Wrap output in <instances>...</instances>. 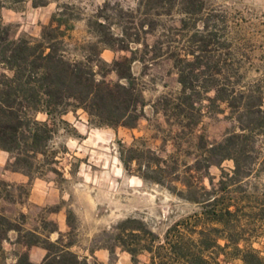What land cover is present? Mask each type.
<instances>
[{
  "label": "rangeland",
  "instance_id": "rangeland-1",
  "mask_svg": "<svg viewBox=\"0 0 264 264\" xmlns=\"http://www.w3.org/2000/svg\"><path fill=\"white\" fill-rule=\"evenodd\" d=\"M33 1L5 0L2 22L9 26L11 39H37L51 16L60 12L76 18L66 39L71 59L80 58L87 45L95 43L94 36L99 34L96 22L105 23L114 37L127 33L130 39L115 42L114 49L104 48L101 42L96 51H101L99 58L107 64L135 56L131 72L146 103L142 118L132 129L94 127L80 109L49 122L51 137L46 155L36 159L32 181L40 183L33 197L32 181H5L11 187L1 188L0 211L10 221L41 232L47 222L57 226L56 220H65L63 231L50 234L49 239L53 242L62 234L63 244L71 243V250L81 257L87 249L112 248L113 264H151L147 252H140L133 263L130 254L117 245L120 222H142L158 235L152 245L156 248L167 246L173 234L165 235L172 226L181 222L178 230L185 233V227L205 210L228 208L235 212L232 226L239 248H252L264 256V229L255 216L264 200V136L257 138L258 153L250 173L234 183L230 181L232 161L212 164L206 172L199 149L203 143L222 140L236 126L225 103L208 100L214 91L197 88L200 113L185 110L186 115L180 116L170 107L164 113V106L158 104V99L174 98L181 90L171 58L175 53L189 61L192 57L187 52H196L200 66L196 74L200 80H208V85L215 72L220 74L217 84L227 91L263 84L264 0H40L46 5L39 7H33ZM123 46L127 49L120 50ZM108 79L117 77L112 73ZM36 120L45 121L46 116L40 114ZM147 151L167 160L162 183L154 182V174L139 168L137 162L127 168L122 163L121 157H139ZM196 160L202 162L196 165ZM190 195L195 202L185 199ZM36 197L41 203L33 202ZM225 243L218 241L222 247ZM140 244H147V237ZM2 246L7 253L4 264H12L13 247L8 243ZM231 250L220 251L221 264H240L224 260Z\"/></svg>",
  "mask_w": 264,
  "mask_h": 264
},
{
  "label": "trees",
  "instance_id": "trees-1",
  "mask_svg": "<svg viewBox=\"0 0 264 264\" xmlns=\"http://www.w3.org/2000/svg\"><path fill=\"white\" fill-rule=\"evenodd\" d=\"M6 1L19 3L23 0ZM44 5L46 3L40 0L32 2L33 7ZM4 7L5 0H0V150L9 155L5 165L7 171L21 173L31 182L36 177L37 156L46 155L47 142L51 137L49 122L69 112L82 110L90 124L98 128L132 129L137 126L146 102L131 72L135 56L122 57L107 64L99 58L101 51H96L97 43L102 42L104 48L114 49V43L127 40L129 34L114 37L105 23L96 22L99 34L94 36L95 43L87 45L80 58L71 59L67 55L66 39L70 38L69 31L76 18L63 12L55 13L49 23L42 27L37 39L20 37L14 40L10 38L9 26L2 22ZM126 49L124 46L120 48ZM188 55L192 60L186 61L176 53L171 56L178 71L177 81L181 90L174 98L158 99V104L162 103L164 113L168 107L180 116L186 115L183 114L185 110L200 113L201 99L197 96L200 93L197 88L205 92L213 90L215 95L208 100L225 103L236 126L222 140L200 145L202 161H205L206 172L212 164L232 161L234 168L230 181L238 183L250 173L254 155L258 153L257 138L264 136V83L247 86L239 92L234 89L227 91L217 84V75L220 74L215 72L209 76L213 82L208 85V80H200L196 74L200 68L197 64L199 55L194 51L187 52ZM179 62L182 66H177ZM112 73L117 77L115 81L108 79ZM40 114L46 116L45 121L36 120ZM126 151L132 152L131 148ZM147 154L153 157L144 159ZM121 159L126 168L132 162H137L139 168L144 167L154 174L152 179L156 183H162L166 175L163 164L167 160L154 156L151 151L139 157L130 154ZM202 161L196 160L195 163L197 165ZM140 177L145 178L144 174H140ZM3 187L10 188L11 185L0 181V199L3 198ZM179 195L183 196L182 193ZM185 197L189 201H196L193 195ZM261 202L255 216L264 229V200ZM234 217L235 212L228 208L207 209L185 227V233L178 230L181 222L172 226L165 235L167 238L173 234L167 246L159 245L156 248L152 245L158 240L157 234L140 221L126 219L118 224L120 231L115 241L130 254L133 263L137 262V255L145 251L150 255L151 264H221L220 251L231 247L230 255H226L224 260H238L240 264H264V256L257 250L239 248L240 240L234 238L235 229L232 226ZM47 225L51 228L47 229ZM220 231L228 232L230 236L221 235ZM10 233H14V239L9 238ZM52 233H58L53 222L44 224L41 232L10 221L0 211L1 264H4L7 254L3 243L13 247L10 251L12 264H35L29 257V250L34 246L46 251L40 264H100L94 258L89 260L73 252L71 243L63 244L60 233L57 240L50 241L49 235ZM144 237H147V244L141 245ZM219 240L226 241L223 247L218 244ZM107 249L110 252L109 264H113V250ZM88 250L92 253L93 249Z\"/></svg>",
  "mask_w": 264,
  "mask_h": 264
},
{
  "label": "crops",
  "instance_id": "crops-1",
  "mask_svg": "<svg viewBox=\"0 0 264 264\" xmlns=\"http://www.w3.org/2000/svg\"><path fill=\"white\" fill-rule=\"evenodd\" d=\"M7 160H8V154L0 150V179L4 181L16 182L20 184L27 183L29 179L25 175L21 173L10 172L5 169ZM38 183H40L38 179L31 182L30 198L33 197L35 186L38 185ZM33 202L39 204L41 203V199L36 197L35 200H33ZM56 223L58 226V232H62L63 226L65 224V220L61 221V218H59L58 220H56ZM56 234L58 235V233ZM45 255H46V251L41 247L34 246L29 250L30 260L35 264H40ZM83 256L87 257L89 260L94 258L101 264H108L109 262V253L105 249H93L92 253H90L89 250L87 249L86 252L83 254Z\"/></svg>",
  "mask_w": 264,
  "mask_h": 264
}]
</instances>
